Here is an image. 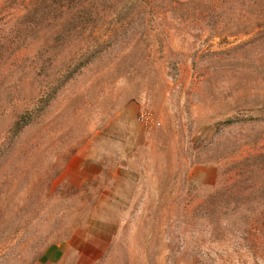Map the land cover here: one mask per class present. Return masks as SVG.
<instances>
[{
  "label": "rangeland",
  "instance_id": "obj_1",
  "mask_svg": "<svg viewBox=\"0 0 264 264\" xmlns=\"http://www.w3.org/2000/svg\"><path fill=\"white\" fill-rule=\"evenodd\" d=\"M0 264H264V0H0Z\"/></svg>",
  "mask_w": 264,
  "mask_h": 264
},
{
  "label": "trees",
  "instance_id": "obj_2",
  "mask_svg": "<svg viewBox=\"0 0 264 264\" xmlns=\"http://www.w3.org/2000/svg\"><path fill=\"white\" fill-rule=\"evenodd\" d=\"M104 3V2H103ZM93 7V6H92ZM94 8V7H93ZM87 12H88V14H86L85 12H82L81 10H79V12L78 13H74V14H72V20H73V22L74 23H79L80 21H85V17H86V15L87 16H89V18H93L92 16H91V14H94L93 12H92V10H91V8L90 9H88L87 8ZM96 12V11H95ZM90 14V15H89ZM95 17V16H94ZM73 23V24H74ZM75 26V25H74Z\"/></svg>",
  "mask_w": 264,
  "mask_h": 264
},
{
  "label": "crops",
  "instance_id": "obj_3",
  "mask_svg": "<svg viewBox=\"0 0 264 264\" xmlns=\"http://www.w3.org/2000/svg\"><path fill=\"white\" fill-rule=\"evenodd\" d=\"M59 252L58 248H54L51 250V248L48 250V252L45 253L44 257H47L48 260H52L54 257H56L57 253Z\"/></svg>",
  "mask_w": 264,
  "mask_h": 264
}]
</instances>
